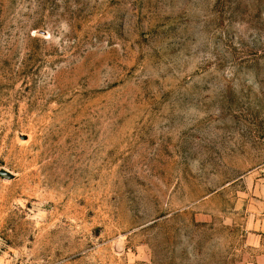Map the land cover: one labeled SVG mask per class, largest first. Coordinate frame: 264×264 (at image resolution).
Returning <instances> with one entry per match:
<instances>
[{
    "label": "rangeland",
    "instance_id": "rangeland-1",
    "mask_svg": "<svg viewBox=\"0 0 264 264\" xmlns=\"http://www.w3.org/2000/svg\"><path fill=\"white\" fill-rule=\"evenodd\" d=\"M264 257V0H0V264Z\"/></svg>",
    "mask_w": 264,
    "mask_h": 264
},
{
    "label": "crops",
    "instance_id": "crops-1",
    "mask_svg": "<svg viewBox=\"0 0 264 264\" xmlns=\"http://www.w3.org/2000/svg\"><path fill=\"white\" fill-rule=\"evenodd\" d=\"M256 264H264V257L263 256H259L258 257V261Z\"/></svg>",
    "mask_w": 264,
    "mask_h": 264
}]
</instances>
